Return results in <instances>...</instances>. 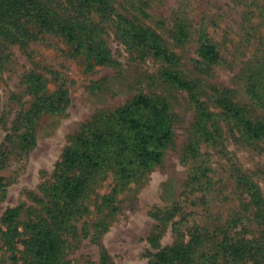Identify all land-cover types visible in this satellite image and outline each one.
Listing matches in <instances>:
<instances>
[{"label": "rangeland", "instance_id": "obj_1", "mask_svg": "<svg viewBox=\"0 0 264 264\" xmlns=\"http://www.w3.org/2000/svg\"><path fill=\"white\" fill-rule=\"evenodd\" d=\"M113 6L163 38L179 58L178 71L196 82L200 100L213 114L210 128L221 136L216 142L198 138L193 131L196 111L187 94L158 83L161 62L127 50L109 21L96 19L101 26L95 42L103 43L110 65H97L50 34L27 46L8 45L0 69V227L6 211L16 206L22 208L21 232L31 209L44 214L40 200L65 148L100 117L137 95L149 94L169 102L175 116L174 138L162 162L124 185L115 182L112 170L96 172L82 198L86 212L75 223L79 242L65 259L71 264H148L151 253L177 239L186 241L193 225L219 227L236 238L255 236L250 223L255 208L232 171L239 168L247 174L264 197V140L241 137L231 122L223 124L222 111L210 96L214 85L230 88L234 102L248 116L263 115L249 101L245 84L264 56V0H114ZM184 26L188 38L175 42L173 28ZM205 38L221 54L220 63L208 69L197 63L198 46ZM36 75L42 76L47 91H64L66 101L26 122L33 102L28 77ZM27 127L34 140L22 152L19 137ZM191 147L197 156H190ZM198 172L209 181L204 194L192 180ZM98 220L106 227L95 229L91 224ZM84 225L90 232L81 236ZM93 231L97 234L91 237ZM6 247L1 240L0 264H11ZM17 248H23L21 241Z\"/></svg>", "mask_w": 264, "mask_h": 264}, {"label": "trees", "instance_id": "obj_2", "mask_svg": "<svg viewBox=\"0 0 264 264\" xmlns=\"http://www.w3.org/2000/svg\"><path fill=\"white\" fill-rule=\"evenodd\" d=\"M113 4L114 0H0V69L5 63L4 47L27 46L45 34L60 38L74 52L86 54L97 65H110L109 53L103 43L95 42L101 26L96 19L109 21L127 50L137 52L139 58L148 57L161 62L164 67L158 73V83L187 94L196 111L193 131L198 138L218 141L221 134L210 128L213 114L200 100L196 82L186 80L178 71L176 54L158 33L138 23L135 17L117 13ZM184 27L173 28L171 33L175 42H184L188 38ZM198 56L197 63L203 69L221 61L219 50L207 38L199 43ZM46 88L41 75L28 77L33 102L25 113L26 122H31V115L66 101L64 91L51 93ZM245 88L249 101L263 112L261 117L248 116L247 111L234 102V91L230 88L214 85L210 97L222 111L223 124L231 122L232 129L241 137L264 140V56L247 74ZM174 123L175 116L169 102L140 94L111 114L97 119L91 129L79 133L63 151L53 182L44 189V199L40 200L41 204L44 203V214L31 209L32 215L21 232L22 208L16 206L6 211L0 227V243L2 240L9 249L10 263L71 264L65 258L76 248L74 243L79 242L75 223L86 212L82 198L94 174L103 169L112 170L115 182L122 185L141 177L162 162L165 149L174 138ZM30 130L27 127L19 137L22 152L33 145ZM189 153L192 157L197 156L193 147ZM232 175L238 188L242 189V195L248 196L249 205L255 208L250 223L256 227V235L236 238L219 227L210 230L206 226L193 225L188 228L186 241L177 239L151 253L148 264H264V197L258 186L239 168L233 169ZM192 180L204 194L205 188L209 187L204 174L195 173ZM0 189H4L1 183ZM112 201L113 198L109 197L110 204ZM91 225L95 229L106 227L105 221L101 220ZM89 232L84 225V235H80ZM94 232L90 233L91 237L97 234ZM18 241L23 248H17Z\"/></svg>", "mask_w": 264, "mask_h": 264}]
</instances>
